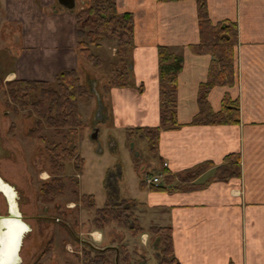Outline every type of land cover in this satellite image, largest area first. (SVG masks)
<instances>
[{"label": "crops", "instance_id": "0c3cea01", "mask_svg": "<svg viewBox=\"0 0 264 264\" xmlns=\"http://www.w3.org/2000/svg\"><path fill=\"white\" fill-rule=\"evenodd\" d=\"M113 1L117 11L131 13L132 40L126 50L131 84L104 91L111 126L158 124L156 46L164 44L181 54L182 63L174 94L177 125L158 133L156 157L162 168L175 173L205 159L217 164L229 152L239 156L238 176L176 191L137 183L133 199L154 210L159 224L169 225L178 264H264V0H205L212 22L226 18L236 24L233 83L212 85L206 97L217 110L227 92L237 100L238 120L209 124L189 123L197 111V85L205 79L211 57L189 49L198 40L195 1ZM79 4L75 0L67 9L55 0H0L2 20L19 29L12 76L53 81L62 69L76 67L74 12ZM114 46L109 45L111 54ZM211 172L207 168L196 181ZM83 229L77 233L91 239L95 230L101 234ZM72 237L83 241L76 233Z\"/></svg>", "mask_w": 264, "mask_h": 264}, {"label": "rangeland", "instance_id": "374dc122", "mask_svg": "<svg viewBox=\"0 0 264 264\" xmlns=\"http://www.w3.org/2000/svg\"><path fill=\"white\" fill-rule=\"evenodd\" d=\"M17 27L4 22L0 14V178L11 186L21 219L29 226L15 264H85L86 252L94 255L103 247L108 248L102 250L107 259L103 264H115L113 249L117 253L116 264H123V250L128 252L130 264L138 260L144 264H158L156 246L159 241L148 228L161 225L154 210L135 200L132 211L142 229L133 234L112 219L101 227L91 221L94 208L100 207L105 199L113 202L121 197L135 198L140 179L156 177L161 184L165 174L163 162H158L143 138L131 130L127 138L126 128H113L109 123L104 91L112 75L108 61L115 58L109 45H115V39L102 36L96 40L97 44H89L90 50L100 59L98 67H93L75 50L78 57L73 68L77 74L75 82L86 92L78 95L76 88L74 90L80 122L74 136V154L82 160L79 162L76 158L74 161L72 157L58 160L62 168L53 173L50 153L53 144L64 143L66 127L46 125L29 103L18 106L8 98L4 88V83L15 77L11 70L14 55L19 50ZM54 79L52 85L56 83ZM32 93L31 97L35 98L36 94ZM93 128L97 129L95 138L90 137ZM70 145L71 142L67 146ZM110 173L112 185L108 180ZM54 177L61 180L62 187L48 199L39 191L43 182ZM73 179L76 184L71 182ZM83 193L91 194V207L81 200ZM6 207V197L0 192L1 214L6 213ZM83 228L97 229L101 234L95 230L91 239L77 233ZM71 233H76L83 241L73 239Z\"/></svg>", "mask_w": 264, "mask_h": 264}, {"label": "trees", "instance_id": "16d2710c", "mask_svg": "<svg viewBox=\"0 0 264 264\" xmlns=\"http://www.w3.org/2000/svg\"><path fill=\"white\" fill-rule=\"evenodd\" d=\"M196 5V25L198 40L189 44V49L195 53H208L211 55L206 71V77L200 81L196 89L197 111L191 116V124L231 123L238 120V103L224 92L220 99V107L212 110L207 101V91L216 85L230 86L234 80L233 45L236 41V24L230 19H220L212 22L207 15L205 0H194ZM76 51L84 57L93 67L100 65L99 57L93 53L89 44H96L100 37L115 39L113 54L115 58L108 61L112 75L107 86H128L131 84L126 60V50L132 40V16L129 11H117L113 0H87L74 12ZM85 26V27H84ZM182 63L179 52L173 51L164 44L156 46L157 68V98H158V124L154 126H133L126 128L125 135L129 138L131 130L146 141L148 150L156 156L158 133L161 127L176 126L175 119V85L176 73ZM77 74L73 68L62 69L55 76V85L51 81L42 79H25L14 77L4 83L9 99L14 100L18 106L30 104L46 125L51 127H66L67 134L62 143H55L50 153L51 163L54 165L53 173L62 168L58 160L79 159L75 151V131L80 125L76 108V95L85 92L83 86L75 80ZM54 82V81H53ZM107 88V87H106ZM35 98L31 97V92ZM130 141V140H129ZM71 145L68 147V143ZM133 167L136 168L133 162ZM212 167V172L202 181H196L197 176L207 168ZM163 183H151L153 189L176 191L200 188L212 180H225L239 175V156L237 152L223 155L220 162L214 164L211 160L199 161L191 167L170 173L163 169ZM76 184L73 179L71 181ZM139 186H144L142 179ZM61 180L54 177L51 181L43 182L39 193L51 199L53 194L60 191ZM82 201L87 206L93 205L91 194H82ZM89 199V200H88ZM133 198L121 197L110 202L105 199L100 207H95L91 221L97 227L110 219L125 227L131 234L140 231L137 218L133 213L135 206ZM157 235L159 241L158 264H178L172 255L170 227L152 225L148 227ZM121 257L123 264H130L128 252L123 250ZM107 259L102 249L94 255H87L85 264H103ZM132 264H144L139 260Z\"/></svg>", "mask_w": 264, "mask_h": 264}, {"label": "water", "instance_id": "95a60500", "mask_svg": "<svg viewBox=\"0 0 264 264\" xmlns=\"http://www.w3.org/2000/svg\"><path fill=\"white\" fill-rule=\"evenodd\" d=\"M55 3L64 7V8L70 9V8L74 7L75 0H55ZM96 133H97V129L93 128V130L90 132V137L95 138ZM110 175H112V174L111 173L109 174L108 180H109V183L111 182L110 185H112L113 178L110 177ZM2 185L6 188H9L8 192H10V191L12 192V197L6 195V193L2 190V188H0V192H2L3 195L6 197V206H7L6 207V213H4V214L0 213V234L5 229L4 221H6V220H14V221L19 220L23 224H25V226H26L22 230L21 235L19 237V245H18V248L16 251V253H18V249H19V246L21 243V238L23 237L24 233H26V231L29 230V227H28V224L24 220L21 219L22 215L16 207V203L14 201V196H13L14 193H13L11 186L8 183H6L5 181H3ZM0 244H1V241H0ZM14 257L15 256H13V260L11 262H7L6 264H15L18 261V259H17L18 254H17L16 258H14Z\"/></svg>", "mask_w": 264, "mask_h": 264}, {"label": "bare ground", "instance_id": "6f19581e", "mask_svg": "<svg viewBox=\"0 0 264 264\" xmlns=\"http://www.w3.org/2000/svg\"><path fill=\"white\" fill-rule=\"evenodd\" d=\"M2 183L3 181L0 179V188H5ZM4 225L5 229L0 234V258H4L3 261H5L4 263L6 264L13 260V256L16 258L18 254L16 251L19 245V237L26 226L19 220H6L4 221Z\"/></svg>", "mask_w": 264, "mask_h": 264}, {"label": "flooded vegetation", "instance_id": "af4514ba", "mask_svg": "<svg viewBox=\"0 0 264 264\" xmlns=\"http://www.w3.org/2000/svg\"><path fill=\"white\" fill-rule=\"evenodd\" d=\"M0 179H1V178H0ZM1 180H2V179H1ZM1 188H2V190L6 193V195L12 197V192H11V191L8 192V190H9L8 188H6V187H5V188L1 187ZM20 245H21V244H20ZM19 248H20V247H19ZM18 250H19V249H18ZM3 259H4V258H3ZM3 259L0 258V261H2V264H5V263H4L5 261H3Z\"/></svg>", "mask_w": 264, "mask_h": 264}, {"label": "built area", "instance_id": "2783aa9c", "mask_svg": "<svg viewBox=\"0 0 264 264\" xmlns=\"http://www.w3.org/2000/svg\"><path fill=\"white\" fill-rule=\"evenodd\" d=\"M144 181V180H143ZM156 182H158L157 181V178L156 177H151L150 179L149 178H147V179H145V181H144V183H148V184H151V183H156Z\"/></svg>", "mask_w": 264, "mask_h": 264}, {"label": "snow or ice", "instance_id": "6c2138e0", "mask_svg": "<svg viewBox=\"0 0 264 264\" xmlns=\"http://www.w3.org/2000/svg\"><path fill=\"white\" fill-rule=\"evenodd\" d=\"M0 264H2V261H0Z\"/></svg>", "mask_w": 264, "mask_h": 264}]
</instances>
